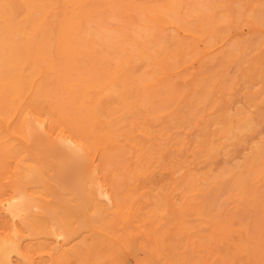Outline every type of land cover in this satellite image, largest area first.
<instances>
[{"label":"bare ground","instance_id":"1","mask_svg":"<svg viewBox=\"0 0 264 264\" xmlns=\"http://www.w3.org/2000/svg\"><path fill=\"white\" fill-rule=\"evenodd\" d=\"M261 127L264 0H0V264H264Z\"/></svg>","mask_w":264,"mask_h":264},{"label":"rangeland","instance_id":"2","mask_svg":"<svg viewBox=\"0 0 264 264\" xmlns=\"http://www.w3.org/2000/svg\"><path fill=\"white\" fill-rule=\"evenodd\" d=\"M256 135V139L260 138V137H264V127H261L260 130L258 131V133L255 134ZM193 131L190 132V138H193ZM249 144L247 143L246 146H248ZM249 152V149H245L243 151H238L237 153H235L228 161H225V159L223 157H221L217 162H215L214 164H212V168L214 170L215 173L219 172L220 170H222V168L224 166H230L233 164L238 163L239 161H242L243 156ZM96 162L98 164L99 167H101V154L99 152L96 153ZM203 169H200V171H202ZM1 184L4 185V182L1 180ZM5 188V186H4ZM6 217L0 213V231H4V229L7 228V224L5 221ZM14 262L17 263V261L14 259Z\"/></svg>","mask_w":264,"mask_h":264}]
</instances>
